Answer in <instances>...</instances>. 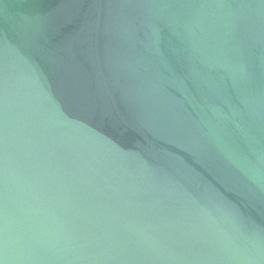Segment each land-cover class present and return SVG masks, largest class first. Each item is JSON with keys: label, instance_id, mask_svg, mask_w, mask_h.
Listing matches in <instances>:
<instances>
[{"label": "water", "instance_id": "1", "mask_svg": "<svg viewBox=\"0 0 264 264\" xmlns=\"http://www.w3.org/2000/svg\"><path fill=\"white\" fill-rule=\"evenodd\" d=\"M0 264H264V0H0Z\"/></svg>", "mask_w": 264, "mask_h": 264}]
</instances>
